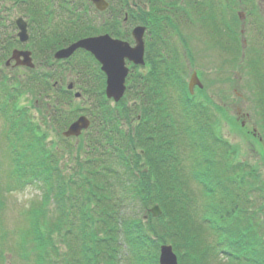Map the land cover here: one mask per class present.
Returning a JSON list of instances; mask_svg holds the SVG:
<instances>
[{"label":"rangeland","instance_id":"obj_1","mask_svg":"<svg viewBox=\"0 0 264 264\" xmlns=\"http://www.w3.org/2000/svg\"><path fill=\"white\" fill-rule=\"evenodd\" d=\"M79 2L77 5L81 9L80 16L86 23H91L96 34L108 33L109 27L114 23V14H99L88 0ZM52 3L54 5L56 0ZM129 3L132 4L138 23H127L122 32L129 36L126 41L133 46L131 30L142 23L139 20L141 17L154 14V2L129 0ZM123 6L124 3L118 0L116 10L128 11ZM167 6L173 8L168 16L170 23L169 20L167 23L164 20V32L157 31L155 25L154 29L148 27L145 35L146 66L135 70L133 65L128 64L130 77L124 102L128 108L137 111L128 120L121 119L119 129L135 133L139 126L138 118L142 119L140 107L143 109L144 106L140 95L134 89V79L140 76H144L142 82L146 85L147 92L161 88L162 95L165 94L176 103V110L171 117L176 123L177 134L189 131L188 127L194 133L200 134L199 130L205 125L210 126L213 135L207 137L209 146L213 145L215 133L217 138L231 148L229 160L232 165H242L241 170L236 172L235 180L240 183L243 191H247L250 202L247 208L252 212L254 210L257 223L253 232L247 236L258 243L263 238L264 243V0H162L156 8L163 19L166 15L163 9L167 10ZM239 12L245 13L244 20L239 19ZM19 17L25 18L29 23L30 41L23 45L17 40L15 20ZM55 20L54 17L51 22H45L46 19L32 20L23 14L16 0H0V56L3 58L0 61V78L4 83V88L0 89V264H33L36 258L31 251L30 239L37 228L45 230L46 225L53 224L56 217V205L53 202L50 207L45 208L43 214L46 215L35 218V210L32 211L31 206L36 201L38 208L43 199L40 183H26L24 186L20 185L21 187H16L17 182L12 183L14 170L19 165H24L19 156L12 155L13 147H21L22 143L17 139L23 133L21 126L16 125L18 129H15L14 124L21 118L29 121L46 152L52 156L56 154L60 167L64 166L71 176L77 167V156L81 159L84 157L89 136L84 134L80 138L67 140L62 134L79 116H91L93 110L99 113L98 89L104 78L100 77V66L95 60L80 51L69 61L52 63L46 62L39 51L37 44L41 37L49 32L53 24L62 25V21L64 22L63 17L59 16ZM12 41L13 45L3 51ZM13 49L29 50L33 53L37 66L36 75L49 78L50 90L39 93L40 83L37 86L29 83L31 87L28 89L26 82L31 81L32 75L27 68L5 67ZM161 57H165L168 66L162 64L149 82L147 77L155 67L154 62ZM195 71L204 85V89L197 90L191 98L192 109L197 114L194 116L196 121L184 115L190 109L182 111L188 83ZM157 75L160 76L159 79H156ZM70 83L75 84V90L67 93ZM76 92H81L83 98L76 99ZM165 103L168 104L169 100L166 99L161 104L164 108L167 107ZM110 104L114 110L117 109V105L112 102ZM30 139L26 136V140ZM188 149H180L179 159L183 161V172L189 179H186V192L192 198L190 208L200 221L206 217L210 224H216L217 214L220 217V214L223 215V212H217L221 208L223 197L219 199V193L208 196L204 183L194 180L195 169L204 151L199 143L195 148ZM217 152L216 161L224 163L227 157L220 150ZM142 164L146 166L145 159ZM127 183V179L123 180V184ZM70 192L73 196L72 191ZM143 215L145 212L142 211L140 217ZM142 222L146 246L143 248L137 236L127 237L121 231L119 264H142L143 260L145 264H159L160 246L164 243L171 245L177 254V241L176 246L169 241L161 243L162 232L159 228L155 235L147 230L145 221ZM164 223L165 221L159 222L156 226L163 227ZM222 223H229L228 219L222 220L220 224ZM121 229L125 230L123 227ZM208 230L212 245L216 246V229ZM226 242L220 245L226 250L218 249L214 258L210 259L212 264H251L248 257L242 258L236 254H233L236 259L243 260L231 263L230 259L234 257L229 251L234 253L236 250L228 247ZM57 243L61 245L60 242ZM61 247L63 248L62 245ZM72 248L79 251L80 244H74ZM257 250L258 247H255V252ZM156 251L157 263H154L152 257L156 256ZM24 253L29 260L23 259ZM260 259L262 264L264 259Z\"/></svg>","mask_w":264,"mask_h":264},{"label":"trees","instance_id":"obj_2","mask_svg":"<svg viewBox=\"0 0 264 264\" xmlns=\"http://www.w3.org/2000/svg\"><path fill=\"white\" fill-rule=\"evenodd\" d=\"M73 1L57 0V4L53 6L51 0H16L22 12L32 20L46 19L45 22H51L53 17L55 19L56 16L64 18L69 16L70 26L64 28L68 29L67 31L51 27L37 44L46 62L52 59L56 50L70 42L97 35L91 23H86L85 19L77 14L79 9L75 7ZM109 1L111 2L109 11L113 12L118 0ZM121 1L124 3L123 8L128 11L122 9L116 11L114 23L109 27L108 33L116 38L128 40L129 36L122 32L125 13H129L128 23L134 24L138 21L130 8L129 0ZM153 2L154 14H146L139 20L142 21L141 24L151 29L157 25V31L164 32V20L168 22L173 6H167V10L163 9L166 12L163 19L156 8L162 0ZM52 8H58L59 13L54 15ZM12 45L13 41L3 49ZM2 59L0 56V61ZM164 59L165 57H161L154 62L155 67L147 77L149 82L158 73L162 64L167 65ZM166 71L168 72V69ZM30 73L32 79L26 82L28 89L31 87L29 83L36 86L40 83L39 93L50 90L47 76L40 77L36 75V71ZM143 78L144 76H140L134 79L136 82L134 89L140 95L144 106L143 109L140 107L142 119L135 133L120 130L118 122L121 118L128 120L137 110L128 108L124 100L114 110L105 99L104 82L101 84L98 89L97 106L101 120L98 122L96 112H92L96 118L91 128L92 132L88 134L89 142L85 147L84 157L81 159L77 156V167L71 176L65 171L64 166L60 167L56 154L52 156L46 152L44 144L42 146L40 139L38 140L40 137L36 135L29 121L21 118L14 124L15 129H18L16 125L21 126L23 133L17 139L22 143L21 147H13L12 155L19 156L24 165H19V168L14 170L12 183L17 182L16 187L24 186L26 183H40L43 199L38 208L36 201L31 206L32 211L35 210V218L46 215L43 212L51 203L54 202L56 205L53 224L46 225L45 230L37 228L30 239L31 251L36 258L33 264H119L121 231L127 237L137 236L143 248L146 246L143 240L145 228L142 221H145L150 233L157 235L159 228L162 232L161 243L169 241L175 245L177 241L180 264H212L210 259L214 258L219 248L224 247L220 245L226 241L228 247L238 251L242 257L249 256L251 264H255L256 260L257 264H260L261 259L255 258L264 259V245L258 246L261 248L260 256L256 257L257 253L254 252L248 253L249 250H253L255 239L250 240L247 234L253 232V227L257 223L254 210L252 212L247 208L250 204L247 191H243L240 183L235 180L236 172L238 169L241 170L242 165L237 167L232 165L229 160L231 148L217 138L215 133L213 145L209 146L207 137L213 133L208 125L199 130L200 134L194 133L189 127L190 132L185 130L183 134H177L176 123L171 117L176 110V103L174 104L165 94L162 95L161 88L147 92L146 85L142 82ZM159 78L157 75L156 79ZM3 84L0 78V89L4 88ZM166 99L169 103H165L167 106L165 109L161 104H164ZM184 99L182 111L190 109L184 112V115L196 121L194 116L197 114L192 109V99L188 92ZM26 136L31 139L26 140ZM198 143L204 152L195 169L194 180L204 183V190L208 196L219 193L218 198L223 197L221 208L217 210L223 212V215L220 214V217L217 214L216 224L214 222L210 224L206 217L203 221L199 220L190 208L192 198L186 192L188 178L183 172L184 166L183 161L179 159V152L181 148L191 150ZM217 150L227 157L224 163L216 161ZM143 159L146 166L142 164ZM125 179L128 180L126 185L123 184ZM154 204L161 207L162 217L154 219L150 216L147 220H144V216L140 217L142 211H147ZM225 219H228L229 223L220 224ZM163 221H165L163 227L156 226ZM208 229H216L214 230L216 246L212 245ZM57 242H60L63 248ZM74 244H80L79 251L72 248ZM24 255L26 256L25 253ZM25 256L22 255L23 259H28V256ZM152 258L154 263H157V251L156 256ZM142 264H145L144 260Z\"/></svg>","mask_w":264,"mask_h":264},{"label":"water","instance_id":"obj_3","mask_svg":"<svg viewBox=\"0 0 264 264\" xmlns=\"http://www.w3.org/2000/svg\"><path fill=\"white\" fill-rule=\"evenodd\" d=\"M91 2L100 12L106 11L109 7L106 0H91ZM16 25L19 29L18 38L22 43L27 42L29 40L27 23L22 18H19L16 20ZM145 33L146 28L142 26H138L133 30L132 36L136 43L134 47L129 43L112 39L109 35L82 39L58 51L54 55V59L56 61L67 60L80 49L91 53L102 64V71L107 76V98L119 102L125 94V82L129 74L126 61L128 60L135 65H145ZM31 55L29 51L14 50L12 60L16 61V66H26L33 69L35 65ZM10 62L8 61L7 65ZM196 86L203 88L197 74L194 73L189 84L192 94ZM72 88L73 85H70L69 89L71 90ZM80 96L81 94H76L77 98ZM90 124V121L82 116L69 127L64 136L67 138L79 137L83 131L88 130ZM150 212L154 218H159L162 215V210L158 205L154 206ZM160 264H179L172 246L164 245L161 247Z\"/></svg>","mask_w":264,"mask_h":264},{"label":"flooded vegetation","instance_id":"obj_4","mask_svg":"<svg viewBox=\"0 0 264 264\" xmlns=\"http://www.w3.org/2000/svg\"><path fill=\"white\" fill-rule=\"evenodd\" d=\"M57 2V1H56ZM73 3L76 5L75 7H77V9H79V11H77V14L80 16V11H81V9L79 8V6L77 5V4H80V2L79 1H73ZM56 4V3H55ZM70 8H72V6L70 7ZM55 11H57V9H55ZM57 13V12H56ZM67 14H69V10L67 11ZM76 14V15H77ZM71 15H73L74 16V14H71ZM64 19V22L62 21V25H58V24H53V26L52 27H57V29L58 30H64V31H67L68 29H64V28H67L68 26H70V22H69V16L67 15L66 16V19L65 18H63ZM70 43H73V42H70ZM70 43L69 44H67L66 46H64L65 48L66 47H68L69 45H70ZM64 47H62V48H60V49H58V50H56L54 53H53V55H55V53L56 52H58L59 50H61V49H63ZM74 85V88H75V84H73ZM246 125H245V123H243V127H245Z\"/></svg>","mask_w":264,"mask_h":264}]
</instances>
